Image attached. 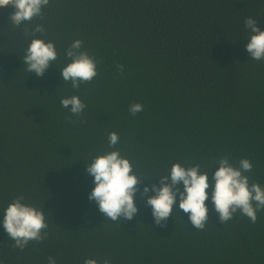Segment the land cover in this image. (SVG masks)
I'll return each instance as SVG.
<instances>
[{
  "label": "trees",
  "instance_id": "16d2710c",
  "mask_svg": "<svg viewBox=\"0 0 264 264\" xmlns=\"http://www.w3.org/2000/svg\"><path fill=\"white\" fill-rule=\"evenodd\" d=\"M13 11L0 8V264H48L49 256L57 264H264V209L255 223L237 212L221 224L210 186L203 230L179 202L166 226L156 225L139 193L134 218L113 222L89 200L95 185L85 172L118 149L150 179L142 192L174 163L200 164L211 180L214 161L227 156L235 167L249 159L244 174L264 188V61L249 57L244 27L251 17L264 30V0H50L43 19L19 27ZM38 24L45 32L33 36ZM33 38L53 41L58 53L42 77L23 60ZM77 39L99 61L78 90L61 74ZM73 95L87 105L79 117L60 103ZM134 103L143 105L135 116ZM112 132L120 141L109 148ZM18 196L43 209L49 225L23 250L2 224Z\"/></svg>",
  "mask_w": 264,
  "mask_h": 264
},
{
  "label": "clouds",
  "instance_id": "9594fccd",
  "mask_svg": "<svg viewBox=\"0 0 264 264\" xmlns=\"http://www.w3.org/2000/svg\"><path fill=\"white\" fill-rule=\"evenodd\" d=\"M50 0H0V8L12 7L10 14L13 26L31 22L35 18L43 19V9ZM244 27L251 35L245 45L249 57L256 61H264V30L258 27L257 19L247 17ZM27 34V29L25 30ZM45 28L38 24L31 34L44 33ZM83 41H73L65 51L71 60L61 69L62 79L70 81L73 89L78 90L83 83H91L98 75L99 61L87 51H81ZM58 53L53 41L42 38L31 39L24 55L27 71L42 77L46 70L57 60ZM123 73L124 66L117 65ZM61 106L69 108L74 116H81L87 105L78 97L62 98ZM129 112L135 116L143 111V105L134 103L129 106ZM120 141L117 133L108 135V147L114 148ZM211 180L208 172L201 171V165L185 167L180 163L171 166L168 175L161 176L159 186L151 184L144 186L140 192L142 180H150L134 171L129 158L121 155L118 149L106 151L94 157L85 168L87 175L93 177L94 188L89 194V200L94 201L99 212L113 222L121 219L131 221L138 212L135 197L139 193L145 201V207L151 206L155 224L165 227L167 219L172 215L174 206L179 202V209L188 215L190 223L197 230H203L209 221L208 189L211 190V204L221 224H226L237 212L248 217L252 223L257 221V211L264 209V188L259 183H249L253 169L249 159L242 158L239 167L233 166L227 156H222ZM181 184L183 187L181 188ZM155 193L149 195V192ZM2 224L4 230L14 241L13 247L23 250L30 242H42L47 237L49 227L45 211L24 202L23 196H18L6 207ZM48 264H57L55 257L47 258ZM84 264H110L108 258L102 262L97 259H85Z\"/></svg>",
  "mask_w": 264,
  "mask_h": 264
}]
</instances>
